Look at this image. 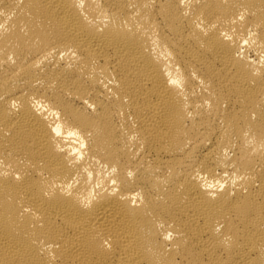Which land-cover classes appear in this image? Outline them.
<instances>
[{"label":"bare ground","instance_id":"bare-ground-1","mask_svg":"<svg viewBox=\"0 0 264 264\" xmlns=\"http://www.w3.org/2000/svg\"><path fill=\"white\" fill-rule=\"evenodd\" d=\"M0 264H264V0H0Z\"/></svg>","mask_w":264,"mask_h":264}]
</instances>
